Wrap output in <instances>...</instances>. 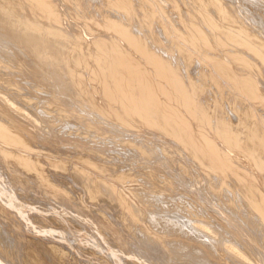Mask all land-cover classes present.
<instances>
[{
  "label": "bare ground",
  "instance_id": "1",
  "mask_svg": "<svg viewBox=\"0 0 264 264\" xmlns=\"http://www.w3.org/2000/svg\"><path fill=\"white\" fill-rule=\"evenodd\" d=\"M0 186L127 264H264V0H0ZM1 198L0 264L75 258Z\"/></svg>",
  "mask_w": 264,
  "mask_h": 264
},
{
  "label": "rangeland",
  "instance_id": "2",
  "mask_svg": "<svg viewBox=\"0 0 264 264\" xmlns=\"http://www.w3.org/2000/svg\"><path fill=\"white\" fill-rule=\"evenodd\" d=\"M0 195H3V193L0 192ZM6 195L7 196L9 195L11 198H14V201H17L18 204H21V205H9L10 203L8 201H6L0 197L3 205L5 207L11 209L13 212H16L18 214V216L20 217V219L25 223L26 227L29 229L28 231L30 232V233H28L29 236H31L32 238L33 237L34 238L39 237V239L41 238L42 240L53 239L56 243H60L61 245L69 248L68 250L75 255L74 259L78 260V261H76L74 259L68 260L69 258L67 257L68 259H66V260H67V262L68 261L69 262L68 263L64 262L63 264H66V263L72 264L73 262L79 264L78 263L79 261L81 262L80 264H82V263H84V264H124L125 263V264H127L126 262L128 260H131L133 262L135 261L134 263H137L136 262L137 259L132 252L130 254L129 253L130 251H127V250L125 252H123V251H116V250L112 249L111 247H109L107 245L105 238L101 234L98 233V234H95L94 236H92L89 233H87V231H80V228L84 226V224L82 222V218L79 215H77L75 212L69 210L68 208L61 207L60 210L54 212V211H50V210H48V209H46L40 205H32L30 202L27 203V202L19 201V199L9 191H7ZM34 217H38L40 219L42 218L43 221H41V220L35 221V220H33V219H35ZM47 218H49V219H47ZM50 219H52V220H50ZM54 219H55V221L57 220V223H59V224L55 223ZM46 220H47V222H46ZM32 221L33 222L35 221L36 224H34ZM71 221L73 222V224L71 223ZM37 222L39 224V227L37 225ZM48 222L49 223L53 222L55 225H53V223H52V225H53L52 226L51 223L48 224ZM41 223L45 224V226L43 225L44 227L47 226L46 229L42 226ZM60 223L62 224L61 225L62 227H59ZM74 223H75V225H74ZM40 225H41V227H40ZM49 225H51L52 227ZM55 226L58 228V230ZM63 226H64L65 230L63 229ZM54 227L56 228V230ZM59 228H60V231H59ZM69 231L73 232L75 234L77 233L75 235V237L77 238L76 240H75V238H74V240H71L69 238L70 237ZM20 237H23V236L21 235ZM56 237H58V238H56ZM94 237H96V238H94ZM59 238H61V239H59ZM98 242H99V244H98ZM78 248H80L81 250ZM88 250L89 251L92 250V251L89 253ZM126 252H127V254L125 255L124 253H126ZM121 258L124 260L122 261Z\"/></svg>",
  "mask_w": 264,
  "mask_h": 264
}]
</instances>
